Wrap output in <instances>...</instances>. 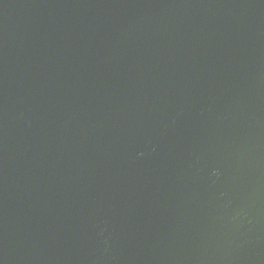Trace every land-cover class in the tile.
<instances>
[{
	"label": "water",
	"instance_id": "obj_1",
	"mask_svg": "<svg viewBox=\"0 0 264 264\" xmlns=\"http://www.w3.org/2000/svg\"><path fill=\"white\" fill-rule=\"evenodd\" d=\"M0 264H264V0H0Z\"/></svg>",
	"mask_w": 264,
	"mask_h": 264
}]
</instances>
